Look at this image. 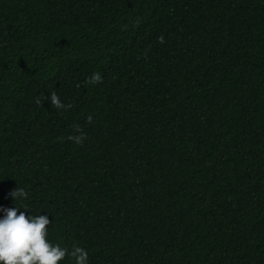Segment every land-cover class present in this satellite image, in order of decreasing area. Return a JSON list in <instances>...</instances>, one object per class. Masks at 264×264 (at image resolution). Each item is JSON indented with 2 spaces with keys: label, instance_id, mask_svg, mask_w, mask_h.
<instances>
[{
  "label": "trees",
  "instance_id": "trees-1",
  "mask_svg": "<svg viewBox=\"0 0 264 264\" xmlns=\"http://www.w3.org/2000/svg\"><path fill=\"white\" fill-rule=\"evenodd\" d=\"M14 205L87 264H264V0H0Z\"/></svg>",
  "mask_w": 264,
  "mask_h": 264
},
{
  "label": "clouds",
  "instance_id": "clouds-1",
  "mask_svg": "<svg viewBox=\"0 0 264 264\" xmlns=\"http://www.w3.org/2000/svg\"><path fill=\"white\" fill-rule=\"evenodd\" d=\"M101 79L99 73H94L91 82ZM51 102L56 107H64L55 94H51ZM37 103H40L38 100ZM91 120V116L88 117ZM77 143L81 137L74 138ZM9 196L22 199L27 193L21 188H14ZM26 205L10 208L0 207V264H58V262L71 257L73 264H87L88 254L81 247L72 249L53 244L47 239L50 220L46 214H26Z\"/></svg>",
  "mask_w": 264,
  "mask_h": 264
}]
</instances>
